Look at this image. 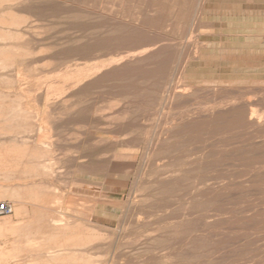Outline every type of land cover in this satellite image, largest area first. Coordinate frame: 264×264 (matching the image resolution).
Here are the masks:
<instances>
[{
	"label": "rangeland",
	"instance_id": "obj_1",
	"mask_svg": "<svg viewBox=\"0 0 264 264\" xmlns=\"http://www.w3.org/2000/svg\"><path fill=\"white\" fill-rule=\"evenodd\" d=\"M105 1L0 0V264H264V0H117L170 46L130 58ZM35 208L70 231L19 235Z\"/></svg>",
	"mask_w": 264,
	"mask_h": 264
},
{
	"label": "bare ground",
	"instance_id": "obj_2",
	"mask_svg": "<svg viewBox=\"0 0 264 264\" xmlns=\"http://www.w3.org/2000/svg\"><path fill=\"white\" fill-rule=\"evenodd\" d=\"M79 0H77V2H78ZM105 1V0H104ZM116 1L117 0H106L105 1V10H106V14L108 13V14H116L117 15V18H115V19H117V21H119V19L120 20H123L124 22H127L130 26L129 27H131V26H133L135 29H136V33L134 32L133 33V35L131 34V37L130 36H128V38L127 39H129V37H130V45L128 46L130 49H126V51H128V53H127V56L130 58V57H137V56H141V55H144V54H155V53H160V52H163V50L165 49V48H170V46H169V43L168 42H162V39H159L158 37L157 38H154V37H152V36H148V33L150 32H148V30H147V28H144L143 26H141L142 25V21L140 22V13L141 12H143V11H141L140 10V8H139V4H136L135 6H134V9H131V12H127V13H125V12H123V11H120V10H122V9H115L114 8V6H115V3H116ZM118 1H121V0H118ZM133 1V0H132ZM139 1V0H138ZM169 1V3H171V5L170 4H168L167 3V6L168 5H170V6H168V7H166V8H160V10L158 11V10H156V11H158V13H159V15L160 16H158L159 17V20L160 21H163V23L165 22V21H171L172 19H175L176 17H178V15L180 16V18L183 20V21H188V20H191V23L192 24H194V23H197L198 22V24L200 23L199 22V17H200V15H201V8L203 7L202 5H203V1L204 0H168ZM20 2V1H19ZM28 2H29V0H28ZM76 2V3H77ZM81 2V1H80ZM82 2H83V0H82ZM140 2V1H139ZM138 2V3H139ZM207 2V1H206ZM86 2H84V4H82L83 5V8H84V5L85 6H87L86 4H85ZM119 3H121V2H119ZM118 3V4H119ZM130 3V2H129ZM137 3V2H136ZM205 3V2H204ZM26 4V3H25ZM78 4H80V3H78ZM77 4V5H78ZM80 4V5H81ZM117 4V3H116ZM17 5V4H16ZM19 5V4H18ZM17 5V7H19ZM90 5V4H89ZM147 5V4H146ZM155 5V4H154ZM21 6H24L25 7V5H21ZM2 7V6H1ZM29 7H31V6H29ZM130 7V6H129ZM164 7V6H163ZM16 8V7H15ZM19 9V8H18ZM27 9V8H26ZM30 9V8H29ZM28 9V10H29ZM38 9V8H37ZM86 9H87V12L89 11L88 10V8H86L85 7V12H86ZM16 10V9H15ZM14 10V11H15ZM31 10V9H30ZM29 10V11H30ZM79 10V9H78ZM91 10V9H90ZM101 10V9H100ZM143 10V9H142ZM201 10V11H200ZM26 11V10H25ZM80 11V10H79ZM119 11L121 12V14H119ZM12 12V11H11ZM77 12V11H76ZM84 12V11H83ZM86 12V13H87ZM21 13H23V11L21 12ZM21 13H19V14H21ZM85 13V14H86ZM14 14V13H13ZM83 14V13H82ZM81 14V15H82ZM85 14H83V16L82 17H84V15ZM100 14V13H99ZM112 14V15H113ZM78 15V14H77ZM77 15H76V17H77ZM81 15H79L80 17H81ZM89 15H90V12L88 13V17H89ZM92 15V14H91ZM90 15V16H91ZM101 15V14H100ZM103 15H105L104 13H103ZM150 15V14H149ZM87 16V15H86ZM115 16V15H114ZM144 16H145V14H144ZM148 16V15H147ZM29 17V16H28ZM37 17V16H36ZM79 17V18H80ZM96 17V16H95ZM103 17V16H102ZM106 17H107V15H106ZM112 17V16H111ZM24 18V17H23ZM85 18H87V17H85ZM90 18V17H89ZM108 18H110V16H108ZM119 18V19H118ZM147 18H149V17H147ZM91 19V18H90ZM94 19V18H93ZM32 20V19H31ZM60 20V19H59ZM80 20V19H79ZM78 20V21H79ZM83 20H84V18H83ZM105 20V19H104ZM107 20V19H106ZM147 20V19H146ZM35 22H37L36 20H34ZM82 21V20H81ZM148 21V20H147ZM159 21V23H161ZM173 21V20H172ZM182 21V22H183ZM89 22V21H88ZM119 22H121V21H119ZM149 22V21H148ZM181 22V23H182ZM126 23V24H127ZM144 23V22H143ZM189 23V22H188ZM41 24H42V22H41ZM79 24H81L80 22H79ZM117 24V23H116ZM115 24V25H116ZM120 24V23H119ZM124 24V23H123ZM126 24L125 25H123L124 27L126 26ZM147 24V23H146ZM153 24V23H152ZM169 24V23H168ZM168 24H166V26L168 25ZM34 25H35V23H34ZM105 25V24H104ZM118 25V24H117ZM155 25H157V22L155 23ZM121 25H119V27H120ZM128 26V25H127ZM127 26H126V28H127ZM146 26V25H145ZM198 26V25H197ZM124 27H121V28H123V30H124ZM128 27V30L130 29ZM148 27H149V25H148ZM154 27V26H153ZM155 27H157V26H155ZM172 27V26H171ZM194 27V26H193ZM37 28V27H36ZM133 28V29H134ZM176 28V27H175ZM187 27H185V29H186ZM12 29V28H11ZM106 29V28H105ZM184 29V28H183ZM189 29V28H188ZM102 30V29H101ZM117 30V29H116ZM122 30V31H123ZM127 30V31H128ZM131 30H132V28H131ZM195 30V29H194ZM125 31V30H124ZM135 31V30H134ZM186 31V30H185ZM193 31V30H192ZM8 32V31H7ZM39 32V31H38ZM42 32V31H41ZM133 32V31H132ZM130 33H131V31H130ZM11 34H13V33H11ZM22 34H23V32H22ZM126 34V33H125ZM167 34V33H166ZM130 35V34H129ZM173 36V35H172ZM111 37V36H110ZM165 37V36H164ZM86 38V37H85ZM113 38V37H112ZM175 38V37H174ZM117 39V38H116ZM119 39H120V36H119ZM118 39V40H119ZM166 39V38H165ZM169 39V38H168ZM3 41V40H2ZM173 41V40H172ZM119 42V41H118ZM41 44V43H40ZM123 44V43H122ZM125 44H128V43H125ZM174 44V43H173ZM177 44V43H176ZM172 45V44H171ZM126 46V45H125ZM124 46V47H125ZM119 47V46H118ZM117 47V48H118ZM60 48V47H59ZM121 48V47H120ZM119 48V49H120ZM127 48V47H126ZM171 48H173L172 46H171ZM175 48V47H174ZM178 48H179V46H178ZM17 50V49H16ZM170 50V49H169ZM177 50V49H176ZM179 50V49H178ZM121 51V50H120ZM173 51V50H172ZM171 51V52H172ZM184 51V50H183ZM187 51V50H186ZM115 52V51H114ZM168 53H170L169 51H168ZM178 53V52H177ZM180 53V52H179ZM178 53V54H179ZM187 53H188V51H187ZM198 53V52H197ZM112 55H113V53H111ZM120 54V53H119ZM166 54V53H165ZM174 54V53H173ZM182 54H184V53H182ZM124 56V55H123ZM157 56V55H156ZM163 56V55H162ZM170 56V55H169ZM177 56V55H176ZM142 57H144V56H142ZM165 59H166V57L165 56H163ZM95 58V57H94ZM128 58V59H129ZM162 58V57H161ZM76 59V58H75ZM128 59H127V61H128ZM146 59V58H145ZM173 59V58H172ZM175 59V58H174ZM191 59V58H190ZM130 60V59H129ZM144 60V59H143ZM151 60V59H150ZM169 60V59H168ZM131 61H133V60H131ZM135 61H136V59H135ZM134 61V62H135ZM139 61V60H138ZM187 61V60H186ZM130 62V61H129ZM129 62H128V64H129ZM144 62V61H143ZM156 62V61H155ZM181 62V61H180ZM140 63H141V61H140ZM148 63H149V61H148ZM159 63V62H158ZM134 64V63H133ZM170 64V63H169ZM138 65H139V62H138ZM149 65V64H148ZM168 65V64H167ZM145 66V65H144ZM111 67V66H110ZM126 67V66H125ZM133 67H134V65H133ZM156 67H158V66H156ZM115 68V67H114ZM139 68V67H138ZM141 68V67H140ZM149 68V67H148ZM125 69V68H124ZM152 69V68H151ZM116 70V69H115ZM141 70V69H140ZM158 70H159V68H158ZM19 71V70H18ZM81 71V70H80ZM139 71V70H138ZM169 71V70H168ZM168 71H167V73H168ZM45 72V71H44ZM149 73V72H148ZM151 73V72H150ZM159 73H161V72H159ZM165 73V72H164ZM113 74V73H112ZM134 74V73H133ZM145 74H147L146 72H145ZM173 75V74H172ZM103 76V75H102ZM111 76V75H110ZM153 76V75H152ZM138 77H140V76H138ZM137 77V78H138ZM143 77V76H142ZM141 77V78H142ZM131 78V76L129 77V79ZM153 78H154V76H153ZM143 79V78H142ZM150 79H151V77H150ZM165 79H167V78H165ZM148 80V79H147ZM164 80V79H163ZM168 80V79H167ZM152 81V80H151ZM160 81V80H159ZM148 82V81H147ZM150 82V81H149ZM152 83V82H151ZM156 83V82H155ZM154 83V84H155ZM161 83V82H160ZM177 84V83H176ZM124 85V84H123ZM146 85V84H145ZM150 86V85H149ZM179 87V86H178ZM130 88V87H129ZM173 88V87H172ZM166 89V88H165ZM151 92H153V91H151ZM169 93V92H168ZM235 93V92H234ZM181 94V93H180ZM196 94V93H195ZM243 94H245V93H243ZM170 95V94H169ZM190 95V94H189ZM159 96V95H158ZM180 97V96H179ZM212 97V96H211ZM245 97V96H244ZM159 98V97H158ZM163 98V97H162ZM161 98V99H162ZM186 98V97H185ZM246 98V97H245ZM160 99V98H159ZM175 99V98H174ZM190 99V98H189ZM176 101V100H175ZM184 101V100H183ZM186 101V100H185ZM218 101V100H217ZM234 101V100H233ZM253 101V100H252ZM188 102H189V100H188ZM219 102V101H218ZM235 102V101H234ZM240 102V101H239ZM181 103V102H180ZM183 103V102H182ZM253 103V102H252ZM252 103H250V104H252ZM169 104V103H168ZM249 104V103H248ZM170 105V104H169ZM177 105H179V104H177ZM182 105V104H181ZM183 105H185V104H183ZM230 105V104H229ZM204 106V105H203ZM224 106V105H223ZM245 106H247V105H245ZM244 106V107H245ZM181 107V106H180ZM162 108V107H161ZM192 108V107H191ZM248 108V107H247ZM15 109V108H14ZM231 109V108H230ZM243 109V108H242ZM18 110V109H17ZM181 110V109H180ZM198 110H199V108H198ZM219 110V109H218ZM158 111V110H157ZM190 111V110H189ZM18 112V111H17ZM23 112V111H22ZM192 112V111H191ZM190 112V113H191ZM219 112H220V110H219ZM153 114V113H152ZM167 114H168V112H167ZM183 114V113H182ZM186 114V113H185ZM206 114V113H205ZM171 115V114H170ZM248 115V114H247ZM246 115V112L245 111H243L242 112V116H243V119L247 116ZM10 116V115H9ZM241 116V117H242ZM245 116V117H244ZM252 116V115H251ZM249 117V118H247V119H249V122L251 121V119H253L254 117ZM181 117V116H180ZM238 118V117H237ZM236 118V119H237ZM240 118V117H239ZM255 119V118H254ZM28 120V119H27ZM240 120V119H239ZM156 121V120H155ZM235 121V120H234ZM242 121V120H241ZM241 121H239V122H241ZM245 121H248V120H245ZM253 121V120H252ZM255 121V120H254ZM231 122V121H230ZM243 122V121H242ZM248 122V123H249ZM197 123V122H196ZM221 123V122H220ZM237 123V122H236ZM252 123H254V122H252ZM173 124V123H172ZM251 124V123H250ZM258 124V123H257ZM194 125V124H193ZM245 125V124H244ZM151 126V125H150ZM169 126V125H168ZM172 126V125H171ZM242 126H243V124H242ZM245 127V126H244ZM254 127V126H253ZM259 127V126H258ZM167 129V128H166ZM226 129V128H225ZM243 129V128H242ZM256 129V128H255ZM172 130H174V129H172ZM31 131V130H30ZM187 131V130H186ZM212 131V130H211ZM245 131V130H244ZM256 131V130H255ZM158 132V131H157ZM165 132V131H164ZM169 132H170V130H169ZM173 132V131H172ZM230 132V131H229ZM238 132V131H237ZM160 133V132H159ZM214 133V132H213ZM222 133V132H221ZM233 133V132H232ZM236 133V132H235ZM246 133V132H245ZM262 133V132H261ZM167 134V133H166ZM196 134V133H195ZM220 134V133H219ZM218 134V135H219ZM238 134V133H237ZM248 134V133H247ZM148 135V134H147ZM164 135V134H163ZM180 135V134H179ZM245 135V134H244ZM221 136V135H220ZM240 136V135H239ZM258 136V135H257ZM161 137V136H160ZM162 138H164V137H162ZM197 138V137H196ZM231 138V137H230ZM237 138H239V137H237ZM166 139V138H165ZM164 139V140H165ZM172 139V138H171ZM193 139V138H192ZM204 139V138H203ZM216 139V138H215ZM247 139V138H246ZM264 139V138H263ZM197 140V139H196ZM162 141V140H161ZM167 141V140H166ZM187 141V140H186ZM198 141V140H197ZM196 141V142H197ZM205 141V140H204ZM247 141V140H246ZM249 141V140H248ZM156 142V141H155ZM193 143V142H192ZM257 143V142H256ZM159 144V143H158ZM186 144V143H185ZM162 145V144H161ZM160 145V146H161ZM178 145V144H177ZM180 145V144H179ZM186 145H188V144H186ZM154 146V145H153ZM203 146V145H202ZM243 146V145H242ZM184 147V146H183ZM255 147V146H254ZM257 147V146H256ZM262 147V146H261ZM206 148H207V146H206ZM199 149V148H198ZM250 149V148H249ZM192 150V149H191ZM206 150V149H205ZM242 150V149H241ZM248 150V149H247ZM160 151V150H159ZM205 152V151H204ZM217 152V151H216ZM247 152V151H246ZM208 153V152H207ZM254 153V152H253ZM10 154V153H9ZM184 154V153H183ZM210 154H211V152H210ZM218 154V153H217ZM187 155V154H186ZM209 155V154H208ZM214 155V154H213ZM233 155V154H232ZM246 155V154H245ZM237 156V155H236ZM254 156V155H253ZM252 156V157H253ZM4 158H9V157H7V155H4L3 156ZM198 157V156H197ZM200 157V156H199ZM221 157V156H220ZM227 157V156H226ZM148 158V157H147ZM213 158V157H212ZM14 159H15V157H14ZM235 159V158H234ZM233 159V160H234ZM252 159V158H251ZM181 160V159H180ZM180 160H178V161H180ZM186 160V159H185ZM232 160V161H233ZM206 161V160H205ZM255 161V160H254ZM196 162V161H195ZM254 163V162H253ZM261 163V162H260ZM194 164V163H193ZM192 164V165H193ZM207 164H209V163H207ZM226 164H227V162H226ZM248 165V164H247ZM206 166V165H205ZM213 166V165H212ZM217 167H218V165H217ZM143 168V167H142ZM223 168V167H222ZM258 168V167H257ZM204 169V168H203ZM218 169V168H217ZM192 170V169H191ZM194 170V169H193ZM197 170V169H196ZM195 170V171H196ZM217 171V170H216ZM222 171V170H221ZM263 171V170H262ZM180 172V171H179ZM178 172V173H179ZM182 172V171H181ZM193 172V171H192ZM232 172V171H231ZM244 172V171H243ZM218 173V172H217ZM229 173V172H228ZM242 173V172H241ZM247 174V173H246ZM202 175V174H201ZM221 175V174H220ZM219 175V176H220ZM264 175V174H263ZM196 176V175H195ZM246 176V175H245ZM175 177V176H174ZM173 177V178H174ZM180 177V176H179ZM189 177V176H188ZM226 177V176H225ZM232 177V176H231ZM260 177V176H259ZM165 178V177H164ZM241 178V177H240ZM175 179H177V178H175ZM186 179H187V177H186ZM189 180H190V178H188ZM198 179V178H197ZM206 179V178H205ZM212 179V178H211ZM219 179V178H218ZM203 180V179H202ZM252 180V179H251ZM262 180H263V178H262ZM174 181V180H173ZM178 181V180H177ZM190 181H192V180H190ZM200 181V180H199ZM206 181V180H205ZM34 182V181H33ZM194 182V181H193ZM203 183H204V181H202ZM235 182V181H234ZM256 182V181H255ZM166 183V182H165ZM176 183V182H175ZM215 183V182H214ZM237 183V182H236ZM240 183V182H239ZM257 183V182H256ZM198 184H200V183H198ZM235 184V183H234ZM253 185H254V183H252ZM180 185V184H179ZM210 185V184H209ZM168 186V185H167ZM166 186V187H167ZM198 186V185H197ZM261 186V185H260ZM182 187V186H181ZM188 187V186H187ZM196 187V186H195ZM233 187V186H232ZM180 188V187H179ZM178 189V188H177ZM176 189V190H177ZM185 189H188V188H185ZM190 189V188H189ZM194 189V188H193ZM216 189V188H215ZM225 189H227V188H225ZM168 190V189H167ZM220 190V189H219ZM194 191V190H193ZM199 191V190H198ZM31 192H33V194H35V192L34 191H31ZM176 192V191H175ZM188 192H191V191H188ZM200 192H202V191H200ZM206 192V191H205ZM30 193V192H29ZM37 193V192H36ZM199 193V192H198ZM219 193H221V191L219 192ZM32 194V193H31ZM223 194V193H222ZM185 195V194H184ZM187 195V194H186ZM197 195V194H196ZM196 198V197H195ZM194 198V199H195ZM205 198V197H204ZM193 199V198H192ZM42 200V202L43 203H45L46 201L44 200V199H41ZM220 200V199H219ZM208 201V200H207ZM222 201V200H221ZM202 204V203H201ZM206 204V203H205ZM233 204V203H232ZM207 205V204H206ZM211 205V204H210ZM37 207H39V206H37ZM43 206H41V208H42ZM256 207V206H255ZM254 207V208H255ZM44 208V207H43ZM216 208V207H215ZM214 208V209H215ZM22 210L20 211V208H16L15 209V214H16V216H18L19 218H20V216H21V213H22V211H24V208H21ZM47 209V210H46ZM45 210H43V209H37V208H35V209H33L32 211H31V214H30V218L31 219H29V223L27 224V226H25V228L23 229V230H20V229H17L16 231H17V233L19 234V235H21V236H24V237H26L27 235H30L31 233H32V231L33 230H30L32 227L34 228V227H36L35 228V232H38V231H46V232H48L47 234H49V236H47L46 238H45V240L46 241H50L51 240V238L53 237V236H56L58 233H60V232H67V231H70L69 230V228H68V225L67 226H61L62 225V223H60V221L58 222V220L55 218V217H53L52 215H51V210H49V208H46ZM244 209V208H243ZM29 210V209H28ZM216 210V209H215ZM241 210V209H240ZM251 210V209H250ZM260 210V209H259ZM231 211V210H230ZM25 212V211H24ZM29 212V211H28ZM43 213L42 215V217L41 218H43L42 220H44V218L46 219H48V220H46V221H40V220H38L37 219V217L38 218H40V215L41 214H39V213ZM263 213V212H262ZM212 214V213H211ZM244 214V213H243ZM77 215V214H76ZM202 215V214H201ZM200 216V215H199ZM240 217V216H239ZM242 217H244V216H242ZM40 218V219H41ZM229 219V218H228ZM215 220V219H214ZM222 220V219H221ZM262 220V219H261ZM12 221V219L10 218V217H8V218H6L5 220H4V222H0V224L3 226V227H6V229H7V231L9 230V229H12L13 230V224H10L9 225V222H11ZM194 221V220H193ZM216 221V220H215ZM214 221V222H215ZM63 222V221H62ZM219 222V221H218ZM238 222V221H237ZM194 223V222H193ZM201 223H203V222H201ZM210 223V222H209ZM248 223V222H247ZM262 223V222H261ZM198 224V223H197ZM234 224V223H233ZM238 224V223H237ZM246 224V223H245ZM255 224V223H254ZM259 224V223H258ZM186 225V224H185ZM230 225V224H229ZM247 225V224H246ZM241 226V225H240ZM255 226V225H254ZM10 227V228H9ZM188 227V226H187ZM212 227V226H211ZM225 227V226H224ZM20 228V227H19ZM49 228V229H48ZM244 228V227H243ZM15 229V228H14ZM185 229V228H184ZM196 229H197V227H196ZM206 229H208V228H206ZM225 229V228H224ZM12 230H10V231H12ZM232 230V229H231ZM196 232V231H195ZM213 232V231H212ZM198 233V232H197ZM33 234V233H32ZM66 235V234H65ZM209 236V235H208ZM225 236V235H224ZM223 236V237H224ZM96 237V236H95ZM204 237V236H203ZM214 237H216V236H214ZM201 238V237H200ZM199 238V239H200ZM207 238V237H206ZM226 238V237H225ZM228 238V237H227ZM241 238V237H240ZM197 239V238H196ZM195 239V240H196ZM209 239V238H208ZM243 239V238H242ZM255 239V238H254ZM264 239V238H263ZM192 240H194V239H192ZM217 240V239H216ZM219 240V239H218ZM113 241V240H112ZM209 241V240H208ZM262 241V240H261ZM197 242V241H196ZM199 242V241H198ZM212 242V241H211ZM226 243H228V242H226ZM212 244V243H211ZM216 244V243H215ZM221 244V243H220ZM92 245V244H91ZM235 246V245H234ZM238 246V245H237ZM229 247V246H228ZM206 248V247H205ZM208 249V248H207ZM217 249V248H216ZM215 249V250H216ZM255 249H257V248H255ZM239 251H241V250H239ZM264 251V250H263ZM49 250H47V251H44L43 253H44V255H43V257L47 260V259H49V258H51L52 257V255L51 254H49ZM87 252V251H86ZM260 252V251H259ZM205 254V253H204ZM236 254V253H235ZM240 255V254H239ZM241 255H243V254H241ZM205 256V255H204ZM237 258V257H236ZM253 258V257H252ZM246 259V258H245ZM260 259H261V256H260ZM264 259V258H263ZM239 260V259H238ZM247 260V259H246ZM257 260V259H256ZM209 263V262H208ZM235 264V263H234Z\"/></svg>",
	"mask_w": 264,
	"mask_h": 264
},
{
	"label": "built area",
	"instance_id": "obj_3",
	"mask_svg": "<svg viewBox=\"0 0 264 264\" xmlns=\"http://www.w3.org/2000/svg\"><path fill=\"white\" fill-rule=\"evenodd\" d=\"M13 205L7 200H0V214L11 215L13 213Z\"/></svg>",
	"mask_w": 264,
	"mask_h": 264
}]
</instances>
